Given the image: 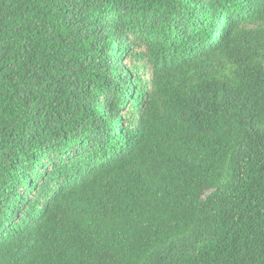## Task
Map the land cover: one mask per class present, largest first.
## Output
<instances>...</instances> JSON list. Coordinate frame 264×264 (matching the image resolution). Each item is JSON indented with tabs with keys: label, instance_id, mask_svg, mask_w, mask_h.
<instances>
[{
	"label": "trees",
	"instance_id": "16d2710c",
	"mask_svg": "<svg viewBox=\"0 0 264 264\" xmlns=\"http://www.w3.org/2000/svg\"><path fill=\"white\" fill-rule=\"evenodd\" d=\"M0 264H264V0H0Z\"/></svg>",
	"mask_w": 264,
	"mask_h": 264
}]
</instances>
